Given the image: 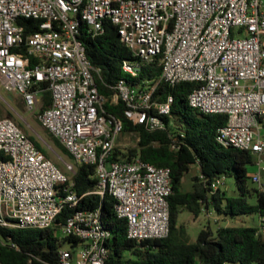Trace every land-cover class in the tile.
Wrapping results in <instances>:
<instances>
[{"label":"built area","instance_id":"2783aa9c","mask_svg":"<svg viewBox=\"0 0 264 264\" xmlns=\"http://www.w3.org/2000/svg\"><path fill=\"white\" fill-rule=\"evenodd\" d=\"M22 20L39 23V29L28 34ZM105 21L118 29L131 54L122 67L127 78L110 99L100 94L101 70L80 40L82 31L101 36ZM157 59L162 68L157 82L130 81ZM161 83L198 85L189 95L190 107L228 117L216 140L254 155L257 171L251 178L261 185L264 0H0V85L8 94H18L73 158L61 169L15 121L0 119V229H55L62 211L80 201L74 189L76 165H88L98 181L90 194L116 200L129 239L167 238L171 170L140 158L115 161L123 123L105 108L109 101L123 102L131 123L163 130L175 98H155ZM45 91L51 104L42 110ZM227 181L217 179L211 189H224ZM259 233L264 235V219ZM57 234L79 240L73 251L59 252L58 264H106L112 233L103 224L101 208L75 212Z\"/></svg>","mask_w":264,"mask_h":264},{"label":"trees","instance_id":"16d2710c","mask_svg":"<svg viewBox=\"0 0 264 264\" xmlns=\"http://www.w3.org/2000/svg\"><path fill=\"white\" fill-rule=\"evenodd\" d=\"M29 34L39 29V23L22 20ZM83 41L91 63L101 70L97 85L102 96L110 99L114 87L123 78L124 61L131 58L121 42L118 29L105 21L104 33L92 38L82 31ZM160 60L143 68L139 78L130 80L135 85L144 81L157 82L162 74ZM129 79V78H128ZM198 85L183 83L176 87L161 83L155 98L163 101L173 95L175 102L171 115L164 117L166 128L150 131L143 125H134L125 118V105L110 101L105 108L108 114L123 123V133H135L139 142L136 148L121 153L114 152L115 161H130L140 158L158 168L171 170L173 193L169 197L170 234L164 239L137 242L128 238L125 220L118 218L116 200L107 195L90 194L97 186L95 168L76 165L73 177L79 204L76 208L66 207L57 219V227L48 230L0 229V264H58L59 252L66 243L79 245V240L61 239L57 232L77 211L102 210L105 228L112 233L108 242L110 254L106 264H264V235L260 234V222L264 219V191L252 187L250 168L255 165V156L234 147H223L217 140V132L228 122L226 115H206L189 105V95ZM43 88H47L44 85ZM42 110L51 104V94H43ZM54 146L71 162L73 158L66 148L51 134ZM29 139L49 159L48 151L40 142L29 135ZM194 167L198 176L192 179V189H185L184 179ZM232 179L234 185L214 192L211 185L217 179ZM230 190L239 196H230ZM183 212L199 219L204 213L234 222L239 217L255 216L257 227L226 226L213 232L210 227L200 231L197 240L191 242L187 228L181 223Z\"/></svg>","mask_w":264,"mask_h":264},{"label":"rangeland","instance_id":"374dc122","mask_svg":"<svg viewBox=\"0 0 264 264\" xmlns=\"http://www.w3.org/2000/svg\"><path fill=\"white\" fill-rule=\"evenodd\" d=\"M40 107L41 104L39 108ZM3 118L12 119L28 136H34L40 142L41 146L48 151L51 160L61 169H65V162H71L67 156H63L60 152H58V150L54 146L53 139L50 134L47 132V130H45V128H43V126H41L36 117V114L30 112L24 106V104L18 97V94H8L0 85V119ZM138 142L139 139L135 133H122L117 140L116 149H118L121 153H127L129 149L136 148ZM55 152L58 153L61 158H59ZM262 160L264 161V155L262 156ZM256 171L257 167L255 165L250 168L251 174ZM198 175V169L197 167H195L192 169L191 173L186 177L185 189L187 191L192 189V179ZM227 183L228 186L234 185V181L232 179H229ZM252 187L264 191V177L262 179L261 185H257L254 183L252 184ZM229 194L233 197L239 196L238 192H234V190H230ZM180 220L181 223L187 228L188 236L191 242H195L200 231L207 227H210L213 232H216L218 228L226 226H258V219L255 216L239 217L234 222H231L219 218L213 213H204L199 219L196 220L190 213L183 212L181 214ZM61 249L73 251V247L69 243L64 244Z\"/></svg>","mask_w":264,"mask_h":264},{"label":"crops","instance_id":"0c3cea01","mask_svg":"<svg viewBox=\"0 0 264 264\" xmlns=\"http://www.w3.org/2000/svg\"><path fill=\"white\" fill-rule=\"evenodd\" d=\"M194 168H195V167H194ZM197 169H198V168H197ZM185 179H186V178H185ZM185 179H184V184H185ZM227 182H228V181H227ZM227 185H228V183H227ZM227 185H226V187H228ZM230 187H231V186H230ZM258 226H259V220H258Z\"/></svg>","mask_w":264,"mask_h":264},{"label":"water","instance_id":"95a60500","mask_svg":"<svg viewBox=\"0 0 264 264\" xmlns=\"http://www.w3.org/2000/svg\"><path fill=\"white\" fill-rule=\"evenodd\" d=\"M51 148V147H50ZM52 149V148H51ZM56 153V152H55ZM57 154V156L59 157V158H61V156L58 154V153H56Z\"/></svg>","mask_w":264,"mask_h":264}]
</instances>
